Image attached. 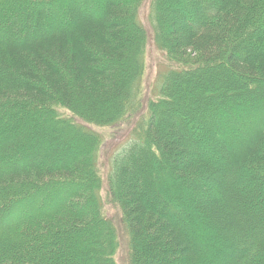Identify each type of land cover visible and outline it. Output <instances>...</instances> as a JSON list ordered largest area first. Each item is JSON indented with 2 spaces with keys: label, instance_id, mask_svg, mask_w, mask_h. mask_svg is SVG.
<instances>
[{
  "label": "trees",
  "instance_id": "1",
  "mask_svg": "<svg viewBox=\"0 0 264 264\" xmlns=\"http://www.w3.org/2000/svg\"><path fill=\"white\" fill-rule=\"evenodd\" d=\"M20 1L31 5L23 21L0 27V106L66 110L61 120L80 142L71 139L78 153L55 164L38 150L11 157L17 134L0 144V264H118L104 184L129 264H264V0H152L173 66L139 120L144 61L133 0ZM128 119L130 138L103 181L92 125ZM55 183L73 188L50 209L32 208ZM86 192L95 206L77 210ZM89 219L105 231L89 260L73 243L52 250L58 233Z\"/></svg>",
  "mask_w": 264,
  "mask_h": 264
},
{
  "label": "rangeland",
  "instance_id": "2",
  "mask_svg": "<svg viewBox=\"0 0 264 264\" xmlns=\"http://www.w3.org/2000/svg\"><path fill=\"white\" fill-rule=\"evenodd\" d=\"M95 1L93 2V0H91L94 5L93 7H98L100 2ZM133 3H135V7L132 8V11H134L135 13V18H137V22L140 28V30L138 29L137 39L139 40V46H141V52L143 54L144 61V69L140 81L141 109L138 113L133 115V118L138 119L140 117L141 119L144 115V111L147 110V104L149 103V101L156 98L155 94L157 93L158 84H160L164 73L167 72L168 69L173 65L172 62L168 60L166 53L159 46L160 38H158L155 34L154 18L156 11H154L152 0H133ZM96 4L98 6H96ZM30 6L31 5L29 4V2H21L20 0L1 1L0 27L2 23H6L9 20H16L18 23H21ZM63 14H65V12ZM128 62L129 61L126 62L127 65H129ZM127 71L128 68L126 72ZM27 105H29V107L23 108H19L18 106H12L10 108L4 105L0 106V144L10 136L16 137L15 134L22 136L21 143L13 148L12 152L14 154H12L11 157H17L21 160H27V158H29L34 151L38 150L41 154L42 163L46 164V162H51L55 164L62 162L63 157L65 158L73 155L75 156L78 152L73 150V145H71L72 143L70 142L71 139L77 142H80V140L78 137H76L74 132L65 129L67 126L64 121L61 120L62 118L68 116L69 112H67L66 110H60L63 114L58 111L59 114L51 115L40 107H31L30 104ZM129 123L132 124L133 122L128 119L125 122L120 121L113 126H99L91 124L92 130L97 134V140L93 143V147L95 146L99 151L98 171L100 176L102 175L103 181H105L106 179L104 177L107 174V171H109L113 155L119 151L121 144L126 143L130 138L129 131L127 130ZM74 146L78 148L76 143H74ZM56 147L58 149L57 153L52 154L54 151L53 149H55ZM50 156L52 158H49ZM61 185L62 183H55L53 185L55 189L60 188L59 191L57 189L54 191L46 190L45 192L47 194L45 195V199L47 200H40L37 203L33 202L32 208L37 209L36 207H42V209H44L46 208L47 203V207H51L49 205L50 201H52L53 203L55 200L61 197L62 194L60 192L63 191V189L69 190L72 187L67 185L59 187ZM105 187L106 186L104 184L102 193L100 194V203L101 205H103L102 212L107 219L111 220L115 225H117L119 233L118 241L121 247L119 250H117L114 257L118 264H129L127 256L128 253L126 251L127 236L124 232V227L122 226L123 224L121 220L118 219V216L116 214L115 205L113 201L110 200L109 194ZM248 189H245V191H248L249 193L251 191L256 192L255 190H257L256 187L253 186L249 187ZM260 190H262V187H260ZM258 195L264 198V193L260 192ZM84 196V205H82V207L79 206V208L77 206L76 209L82 210L85 208L89 211L91 207L93 209V205L95 206V200L94 197H92L88 192H86ZM66 200L67 202L69 201L67 203V205L69 206L72 200H68V197L66 198ZM187 207H184L183 213L185 212L189 216L188 219L193 217L196 219L198 216L196 214H193L192 211L189 212V208ZM25 208L29 209V207L26 206ZM67 208H63L61 211L63 212ZM67 210L71 211L70 208ZM17 215L15 218L9 220L10 224H13L15 222V220L17 219ZM92 221V219L87 220L86 224L78 229L71 228L67 229V231H63L62 233H58L57 235L59 236L57 241L59 245H55V243L57 244V241H53L52 250H54L55 248H64L63 246L66 245L68 247L71 243H73L75 247H77L75 252L78 253V258L80 259V257H83L85 258V261L89 260L91 251H95V249L98 247V243L96 242V240H99V235H105V231L102 228H99L97 224ZM6 224V222L1 223L0 227L5 226ZM47 240L52 241L51 238H48ZM2 243L3 237H0V253H4V246H2ZM33 247L35 249H38L40 255H42L43 253L46 254V250L42 249L39 245L34 244Z\"/></svg>",
  "mask_w": 264,
  "mask_h": 264
}]
</instances>
